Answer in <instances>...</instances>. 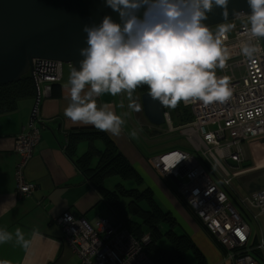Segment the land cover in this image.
Instances as JSON below:
<instances>
[{"label":"built area","instance_id":"built-area-1","mask_svg":"<svg viewBox=\"0 0 264 264\" xmlns=\"http://www.w3.org/2000/svg\"><path fill=\"white\" fill-rule=\"evenodd\" d=\"M249 15L233 20L232 37L229 31L220 37V46L225 50V66L220 68L217 80L228 79V98L208 105L199 100L181 101L190 111L191 120L178 127H174L169 106L164 108L166 127L187 138L190 148L212 168L219 183L194 154L171 150L152 159L157 173L173 184L176 195L221 249L223 261L232 264H263L245 255L244 250L260 252L264 257V239L260 237L256 245L255 241L251 243L252 229L246 220L252 219L259 225L260 232L264 230V188L241 192L235 185V180L248 172L239 169L244 160V145L264 137V38L251 35ZM245 44L259 51L251 57L246 56L242 52ZM38 63V60L33 61V67L40 70L35 74L37 90L41 97H48L53 84L63 80L64 64L58 61ZM38 113L39 110L29 130L15 139V151L21 158L16 167L17 199L29 197L36 190V185L25 179L24 169L41 140V129L36 123L40 122ZM228 159L237 162L239 167L228 165ZM117 221L95 219L89 222L77 220L69 213L57 219L81 264H156L145 250L150 234L137 239Z\"/></svg>","mask_w":264,"mask_h":264},{"label":"crops","instance_id":"crops-1","mask_svg":"<svg viewBox=\"0 0 264 264\" xmlns=\"http://www.w3.org/2000/svg\"><path fill=\"white\" fill-rule=\"evenodd\" d=\"M70 74V70L63 74V80L56 87L59 94L42 96L38 113L40 122L36 121L41 129V140L24 169L25 179L35 184L36 190L31 196L23 199H17L15 196L16 167L21 160L15 151V139L29 130L34 103L23 111L19 107L16 111L0 116V230L13 234L11 241L0 243V260H8L11 264H81L80 258L69 245L66 231L62 224L57 223V219L69 213L77 220L84 219L89 222L95 219L113 220V217L118 220L112 209L103 201L96 186L76 165V158L82 155L84 144L87 145V152L92 145L98 146L100 142L79 140L73 154L67 150L73 133L97 129L93 125L72 122L64 115L65 108L74 103L70 95L71 85L68 84ZM89 92L90 84L81 91V98H85ZM92 99L96 101L98 109L110 110L123 121L119 135L105 132L144 178V185L147 178L168 202H177L170 203L179 211L177 205L180 203L176 195L166 185L159 172L157 173L152 160L145 158L143 143L148 140L139 128L142 122L133 119L127 91H122L116 96L108 93L97 96L92 93ZM131 100L133 101V98ZM186 111L189 115L190 111ZM153 126L157 127L149 125V129ZM133 132L136 133L135 138L131 135ZM104 180L107 188L115 189L123 179L113 176ZM148 188L155 193L152 187ZM184 210L183 218L191 230L189 237L194 243L197 242L196 245L207 263L231 264L223 261L224 254L221 249L200 234L203 230L196 218ZM116 220L113 221L118 222ZM262 225L264 227V224ZM16 228H20L25 239L31 241L28 249L16 243ZM34 230L39 232L36 237L32 235ZM259 238L254 239V245ZM189 254L191 255L186 254L187 257Z\"/></svg>","mask_w":264,"mask_h":264},{"label":"clouds","instance_id":"clouds-1","mask_svg":"<svg viewBox=\"0 0 264 264\" xmlns=\"http://www.w3.org/2000/svg\"><path fill=\"white\" fill-rule=\"evenodd\" d=\"M228 0H106L108 7L120 14L122 23L110 16L99 26L85 27L86 49L81 70L75 68L68 79L73 104L64 115L72 122H82L119 135L121 118L110 110L97 108L92 93L116 96L132 92L140 85L149 87V94L165 106L175 107L179 102L199 100L205 105L224 101L229 95L228 79L217 80L214 69L217 62L225 66L221 39L232 25H221L219 35L202 21L213 5L226 9ZM252 9L248 17L250 33L264 38V0H248ZM141 9H143L141 15ZM228 12H224L227 17ZM259 49L243 45L244 55L251 57ZM91 92L85 98L80 93L86 85ZM129 107L140 111L135 102ZM132 137H136L133 132ZM33 237L39 235L34 230ZM13 239V234L0 230V243ZM16 243L28 249L31 241L25 239L20 228L15 229ZM0 264H11L0 260Z\"/></svg>","mask_w":264,"mask_h":264},{"label":"water","instance_id":"water-1","mask_svg":"<svg viewBox=\"0 0 264 264\" xmlns=\"http://www.w3.org/2000/svg\"><path fill=\"white\" fill-rule=\"evenodd\" d=\"M251 11L248 0H228L226 9L214 4L202 23L211 27L249 15ZM142 12L143 9L141 15ZM106 16L122 23L120 14L108 7L106 0H0V87L30 75L37 90L35 74L40 70L33 67L34 60L39 65L41 61H58L81 70L85 59L82 50L88 47L84 28L99 26ZM41 99L37 90L31 120L36 118ZM141 101L148 122L164 125L165 105L149 92L141 96ZM227 164L239 167L231 159Z\"/></svg>","mask_w":264,"mask_h":264},{"label":"trees","instance_id":"trees-1","mask_svg":"<svg viewBox=\"0 0 264 264\" xmlns=\"http://www.w3.org/2000/svg\"><path fill=\"white\" fill-rule=\"evenodd\" d=\"M60 83L53 84V96L59 94L56 92V87ZM135 92L141 97L149 92V87L142 84L133 91ZM36 95V86L30 75L23 76L20 82L0 87V116L19 109V104L23 100L30 99L32 103L35 102ZM169 108L173 122L180 121L182 122L180 125H183L191 120V115L186 113L181 102ZM79 140L100 142L98 146L92 145L86 153L77 157L76 165L96 186L103 201L108 204L114 215L133 236L141 239L145 234H150V242L145 246V250L156 264H191L187 259V253L195 257L196 264H208L201 250L187 234L175 233L174 216L160 207L152 189L141 190L136 187L144 184V178L119 151L105 131L96 129L73 133L67 149L70 154L75 151ZM113 176H119L123 180L115 189L107 188L104 178ZM165 182L176 195L173 184L169 180ZM176 197L183 208L195 218L187 205L177 195ZM123 198L129 201L128 206L123 204ZM132 214L141 217V221L131 218ZM196 220L201 226L199 220L197 218ZM164 225L169 227L166 232L162 229ZM201 229L206 232L203 227ZM215 245L218 246L216 243ZM252 256L264 264V257L260 252H254Z\"/></svg>","mask_w":264,"mask_h":264},{"label":"rangeland","instance_id":"rangeland-1","mask_svg":"<svg viewBox=\"0 0 264 264\" xmlns=\"http://www.w3.org/2000/svg\"><path fill=\"white\" fill-rule=\"evenodd\" d=\"M234 24H235V22L233 20H231V21H227V22H224L221 24H217V25L208 27V28L212 32V34L214 35V34L219 33V27L221 25H232V27H233ZM232 27L228 30L229 35L231 37L234 35L233 31H231ZM69 70L72 71L73 69L70 68L69 65L64 64L63 74H66V72ZM212 71L214 72L215 77L217 79V77H219V75L221 73L218 63H217V66L214 69H212ZM133 102L140 105V111H134L131 108V113H132L133 119L139 120L140 122H142V124L139 128L141 131H143L146 139L148 140V141H145L143 143L144 144L143 145V151L146 154L145 155L146 159L152 160L155 156L162 155V154L167 153L171 150H177V151H181V152L191 153V154L195 155L196 159L204 166L206 171L210 175H212V177L217 181V179L215 177V173L213 172L212 168L202 160V158L200 157V155L198 153H194V151L190 148V145H189L186 137H184L178 131L170 132L165 124L161 125V126H157V127L153 126V128H152L153 130L149 129V125L151 127L152 124L148 122L147 118L144 115L141 97L138 95L136 98H134L133 101L129 100V103H133ZM33 103H35V102H33ZM32 105L33 104L29 99V100L21 101L19 104V107H20V110L23 111L24 109H26L27 106H29V108H30V106H32ZM169 107H171V106H169ZM175 117L176 116H174V118ZM180 124H182V122H180V121H177L176 123L174 122V127H178ZM153 132H155V134ZM86 147H87V145L84 144L83 145V153L86 152ZM243 158H244L243 163L239 169L240 170L241 169H243V170L247 169L250 172H247L240 179L235 180V185L237 186V188H239V189L242 188L241 184L244 186V191H241V192H245V191L250 192L253 190H258L260 188H264V169L252 170L255 167H258V165L261 161H264V137L260 138L259 141H252V142L246 143L244 145V157ZM115 179H118V178H115ZM149 186L154 189L155 199H156L157 203L160 205V207L163 210H165L166 212H170L174 215L176 224L173 226V229H174L175 233L176 234H187L189 236V232H191V230H189L190 227L187 226V223L185 222V220L183 218L182 214H184V212H183L184 209H183V206L181 205V203L179 202L181 206L177 205V207L179 209V211H178L177 208L170 203L172 201L173 203L177 204V202L174 200L170 201L169 199L168 200L170 202H168L166 197L165 196L162 197L160 195V191H158L156 189V187L153 184H151V182L147 178L145 181V185L143 184L141 186H136V187H138L139 189L142 190V189L148 188ZM230 200L232 201L233 204L237 205L236 201L232 197H230ZM122 202H123V204H125V206H128V203H129L128 200L123 198ZM128 209H130V208L128 207ZM130 217L133 218L134 220L141 221V217H139L137 214H136V216L134 214H132ZM246 220L252 229V238H251V243H252L254 241V239L258 237V234L260 232L259 225L257 223H255L250 218H246ZM162 229L165 230L163 232H166L167 230H169V227L167 225H164L162 227ZM200 234L204 235L212 243V245H214L216 247V245L214 244V241L209 236H207V234L205 232L201 231ZM196 244H197V242H196ZM187 258L191 264H196V261H195L192 254L191 255L189 254Z\"/></svg>","mask_w":264,"mask_h":264},{"label":"bare ground","instance_id":"bare-ground-1","mask_svg":"<svg viewBox=\"0 0 264 264\" xmlns=\"http://www.w3.org/2000/svg\"><path fill=\"white\" fill-rule=\"evenodd\" d=\"M261 170V169H264V161H261L260 163H259V165H258V167H255L254 168V170ZM248 172H250V171H248ZM241 187L242 188H237V186H236V188L238 189V191H244V186L241 184ZM243 213V215L244 216H248L247 215V213L245 212V211H243L242 212ZM258 237H261V238H263L264 239V230H262L261 232H259V234H258ZM254 253V251H250V250H244V254L245 255H248V256H252V254ZM242 254V253H241ZM232 264V263H231Z\"/></svg>","mask_w":264,"mask_h":264},{"label":"flooded vegetation","instance_id":"flooded-vegetation-1","mask_svg":"<svg viewBox=\"0 0 264 264\" xmlns=\"http://www.w3.org/2000/svg\"><path fill=\"white\" fill-rule=\"evenodd\" d=\"M217 63H218V62H217ZM132 95H133V97H132L133 100H134V98H136L138 95L140 96V94H139V93H136V92H135V93L132 92Z\"/></svg>","mask_w":264,"mask_h":264},{"label":"snow or ice","instance_id":"snow-or-ice-1","mask_svg":"<svg viewBox=\"0 0 264 264\" xmlns=\"http://www.w3.org/2000/svg\"><path fill=\"white\" fill-rule=\"evenodd\" d=\"M176 159H179V157H177ZM241 238H243V236H241Z\"/></svg>","mask_w":264,"mask_h":264}]
</instances>
